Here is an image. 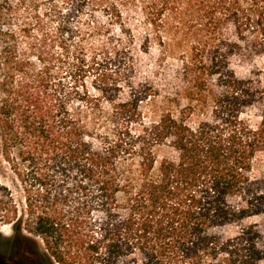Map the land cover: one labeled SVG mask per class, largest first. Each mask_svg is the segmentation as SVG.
Wrapping results in <instances>:
<instances>
[{
    "label": "trees",
    "instance_id": "16d2710c",
    "mask_svg": "<svg viewBox=\"0 0 264 264\" xmlns=\"http://www.w3.org/2000/svg\"><path fill=\"white\" fill-rule=\"evenodd\" d=\"M42 1L0 49V175L22 193L0 182V223L51 264H263L264 116L244 114L264 80L234 64L264 55V0H47L50 27ZM168 32L178 98L145 122L136 52Z\"/></svg>",
    "mask_w": 264,
    "mask_h": 264
},
{
    "label": "rangeland",
    "instance_id": "374dc122",
    "mask_svg": "<svg viewBox=\"0 0 264 264\" xmlns=\"http://www.w3.org/2000/svg\"><path fill=\"white\" fill-rule=\"evenodd\" d=\"M30 2L31 0H0V49L4 46L3 40H11L8 35L17 32L23 19L29 16ZM40 6V13L46 14L43 19L48 27L52 26L54 19L45 13L48 7L47 0L40 2ZM136 35L138 34L136 33ZM164 36L167 41H174L169 43L168 48L154 44L147 53L136 52L137 80L150 82L157 91L155 97L142 104L141 109L145 122L155 119L164 110H171L175 104L173 100L178 98L175 93L176 84L173 77L176 70L181 67L182 58L187 53L188 48L185 42L176 44L179 38L175 34L168 32ZM234 69L240 77L254 74L263 81L264 55L255 58L253 61L237 62L234 64ZM180 103L183 105L185 101L181 99ZM263 116L264 108L259 107L251 108L244 114V118L252 126H257ZM1 165L5 173L0 175V182L11 189L14 198L22 199L21 191L12 184V176L6 170V165L3 163ZM252 176L254 178L264 176V151L259 153L254 161ZM251 221L260 223L261 218H254ZM23 234L29 236L24 230ZM36 242L39 247L43 248L39 239H36ZM34 245L35 243L32 241L13 238L11 228L0 223V264H51L46 257L36 254Z\"/></svg>",
    "mask_w": 264,
    "mask_h": 264
}]
</instances>
